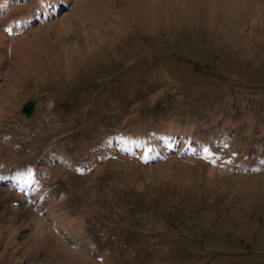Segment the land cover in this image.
<instances>
[{
  "label": "rangeland",
  "instance_id": "rangeland-1",
  "mask_svg": "<svg viewBox=\"0 0 264 264\" xmlns=\"http://www.w3.org/2000/svg\"><path fill=\"white\" fill-rule=\"evenodd\" d=\"M41 1L0 0L2 21ZM58 1L14 38L0 24V177L35 165L43 209L0 186V264H264V0ZM122 131L136 153L143 134L190 135L236 171L183 148L105 157Z\"/></svg>",
  "mask_w": 264,
  "mask_h": 264
},
{
  "label": "bare ground",
  "instance_id": "bare-ground-1",
  "mask_svg": "<svg viewBox=\"0 0 264 264\" xmlns=\"http://www.w3.org/2000/svg\"><path fill=\"white\" fill-rule=\"evenodd\" d=\"M54 1V5L53 6H51V8H55L56 6H58V8H60L59 6H62L60 3H58L59 1L58 0H53ZM49 2V0L47 1V0H42V3H41V5H42V7H44L43 6V4H47ZM49 4V3H48ZM41 11H44V14L48 17V16H51V15H54V13H50L49 12V10H47V9H45L44 8V10H41ZM36 20H39V17L38 16H34L33 18H31L30 20H28V22L27 23H30V22H34V21H36ZM0 31L2 32V30H1V28H0ZM3 33V32H2ZM16 33H17V30H15L14 31V35H16ZM7 38V37H6ZM9 38V37H8ZM1 39V38H0ZM155 88H159V86H155ZM155 88H153V89H155ZM110 142V143H109ZM104 144V143H103ZM105 147L106 148H108V149H110V147H111V139L110 140H106L105 139ZM11 181V185H10V188H12V186H14V185H12L13 183H16V181L15 180H10ZM27 181H29V179H27ZM19 185V188H20V185H21V183H19L18 184ZM27 185H29V183L27 184ZM40 198H42V197H40ZM39 199H33L31 202H32V205L35 207V209L39 212V215H41L42 214V208H41V204H40V202L38 201ZM41 213V214H40ZM44 214V213H43ZM12 223V222H11ZM10 228V227H9ZM40 230V231H39ZM38 231H39V233L38 234H40L41 232H42V230L41 229H39ZM13 231V230H12ZM53 239H55L56 240V238H54L53 236H51ZM40 245L38 244V247H39ZM38 249V248H37ZM39 249H40V247H39ZM31 250V249H30ZM38 252V251H37ZM71 264H93L92 262H90V261H88L87 260V263H86V260H77V261H74V263H71Z\"/></svg>",
  "mask_w": 264,
  "mask_h": 264
},
{
  "label": "water",
  "instance_id": "water-1",
  "mask_svg": "<svg viewBox=\"0 0 264 264\" xmlns=\"http://www.w3.org/2000/svg\"><path fill=\"white\" fill-rule=\"evenodd\" d=\"M33 111H34V105H33V104H29V105H27V106L24 108V113H25L28 117H30V116L32 115Z\"/></svg>",
  "mask_w": 264,
  "mask_h": 264
}]
</instances>
